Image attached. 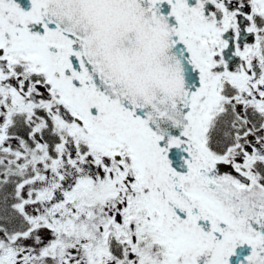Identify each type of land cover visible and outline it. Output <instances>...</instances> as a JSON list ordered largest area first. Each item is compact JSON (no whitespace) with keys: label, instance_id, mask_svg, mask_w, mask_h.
I'll list each match as a JSON object with an SVG mask.
<instances>
[{"label":"snow or ice","instance_id":"snow-or-ice-1","mask_svg":"<svg viewBox=\"0 0 264 264\" xmlns=\"http://www.w3.org/2000/svg\"><path fill=\"white\" fill-rule=\"evenodd\" d=\"M0 264H264V0H0Z\"/></svg>","mask_w":264,"mask_h":264}]
</instances>
